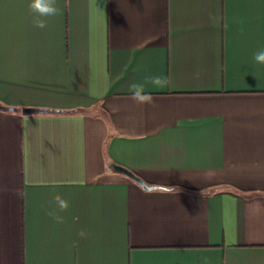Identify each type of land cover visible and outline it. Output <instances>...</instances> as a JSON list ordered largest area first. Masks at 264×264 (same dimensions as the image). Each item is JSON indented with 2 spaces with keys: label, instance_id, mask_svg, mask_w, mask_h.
Returning a JSON list of instances; mask_svg holds the SVG:
<instances>
[{
  "label": "crops",
  "instance_id": "obj_1",
  "mask_svg": "<svg viewBox=\"0 0 264 264\" xmlns=\"http://www.w3.org/2000/svg\"><path fill=\"white\" fill-rule=\"evenodd\" d=\"M29 3L0 0V264H264V0Z\"/></svg>",
  "mask_w": 264,
  "mask_h": 264
},
{
  "label": "clouds",
  "instance_id": "obj_2",
  "mask_svg": "<svg viewBox=\"0 0 264 264\" xmlns=\"http://www.w3.org/2000/svg\"><path fill=\"white\" fill-rule=\"evenodd\" d=\"M28 8L31 14H35L33 18L35 27L40 29L47 27L45 18L58 16L61 13L57 0H30ZM253 60L256 64L264 65V48H260L253 53ZM145 80L158 88H164L168 84L167 78L163 76H148L145 77ZM128 88L131 99L137 104H154L153 96L151 93L145 91V85L143 83L132 82ZM172 190L171 188L162 189L163 192H171ZM17 194L23 195L19 192ZM70 207V202L57 194L54 196L53 204L46 210V214L56 223L62 224L64 223V216L61 213L68 211ZM77 235L79 238H87L88 234L84 230H81ZM73 243L75 245L78 241H74Z\"/></svg>",
  "mask_w": 264,
  "mask_h": 264
},
{
  "label": "water",
  "instance_id": "obj_3",
  "mask_svg": "<svg viewBox=\"0 0 264 264\" xmlns=\"http://www.w3.org/2000/svg\"><path fill=\"white\" fill-rule=\"evenodd\" d=\"M0 110L12 111L11 108H5V107H3L1 105H0ZM41 112H42V110H38L36 108H23L21 110L22 114H35V113H41ZM109 169L112 170L114 173H118V174H121V175L125 176L126 178L130 179L134 183H136L139 186H141L143 189H148L147 186L143 183L142 180L137 178L133 173H131L127 169H125V168H123L121 166L115 165V164H110L109 165Z\"/></svg>",
  "mask_w": 264,
  "mask_h": 264
}]
</instances>
